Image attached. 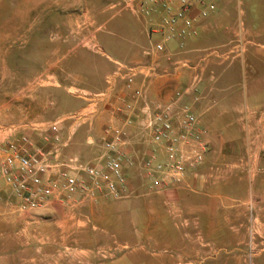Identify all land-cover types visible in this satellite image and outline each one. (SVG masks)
Returning <instances> with one entry per match:
<instances>
[{"label": "rangeland", "instance_id": "1", "mask_svg": "<svg viewBox=\"0 0 264 264\" xmlns=\"http://www.w3.org/2000/svg\"><path fill=\"white\" fill-rule=\"evenodd\" d=\"M123 1L0 0V147L25 135L58 161L87 163L100 155L103 141L94 151L87 119L109 115V101L126 94L121 80L109 82L116 69L111 55L130 65L143 63L136 56L133 61L126 42L143 21ZM215 13L216 24L229 25L201 38L200 46L206 54L234 50V57L213 58L209 66L236 71L242 50L249 53L245 76L256 116L264 110V0H219ZM185 77L183 88L197 94L200 71ZM238 129L245 137L250 123L242 120ZM145 139L140 133L139 141ZM225 149L238 156L244 145L240 140ZM223 154H206L201 165L202 174L217 181L200 197L213 216L192 221L188 231L182 217L167 211L164 191L150 188L140 168L131 173L134 188L127 198L77 193L69 202L54 200L36 210H20V199L0 173V264H264V170L236 171L221 185L213 168ZM257 156L264 161V144ZM224 209L233 210L235 226L244 223L240 231L214 232L224 224Z\"/></svg>", "mask_w": 264, "mask_h": 264}, {"label": "built area", "instance_id": "2", "mask_svg": "<svg viewBox=\"0 0 264 264\" xmlns=\"http://www.w3.org/2000/svg\"><path fill=\"white\" fill-rule=\"evenodd\" d=\"M218 1L124 0L122 5L147 24L151 38L158 37L146 54H166L171 61L167 43L177 42L179 51L184 52L186 42L198 35L200 21L216 10ZM175 63L179 68L190 65L187 58H179ZM115 64L109 82L121 80L126 92L122 109L127 113L137 110L143 116L142 131L148 148L141 156L126 153L132 139L128 129L133 123L130 115L122 126L108 129L104 150L94 162L58 161L47 151L36 149L25 135L9 140L0 147V173L20 199V210L41 209L54 200L69 202L77 193L91 199L99 195L127 198L132 194L127 167L138 166L150 188L166 191L179 187L187 172L204 163L211 145L191 107L180 104L186 93L177 92L167 103L149 101L146 87L136 83L140 69L121 61ZM158 64L157 61L150 71L165 73ZM50 128L55 132L57 125Z\"/></svg>", "mask_w": 264, "mask_h": 264}, {"label": "crops", "instance_id": "3", "mask_svg": "<svg viewBox=\"0 0 264 264\" xmlns=\"http://www.w3.org/2000/svg\"><path fill=\"white\" fill-rule=\"evenodd\" d=\"M215 11L209 15V17L212 15L210 19L208 17L200 21L198 35L186 42V50L184 52L179 51L177 42L167 43L166 52L172 56L171 61L168 60L166 54H146V50L152 46L155 39L149 36L148 26L144 21L143 24L136 25L138 35L134 38L131 37L126 42H128L127 44L134 51L133 61H135L136 56L143 62L141 65H134L140 69L142 74L138 76L136 83L146 87L147 99L149 101L167 103L176 95V91L183 90L186 93L180 104L189 105L192 111L200 118V120L198 119L199 127L205 131L206 139L211 142V149L206 154L216 155L218 152L223 153V151L226 153L222 155V160L215 165L213 170L217 172V176H215L216 180H221V185H228L230 179H232V174L236 171L247 168L251 170L259 169L258 171L264 170L262 168L264 167V161H259L257 156L259 148L264 144V110L253 116L249 108L248 96L251 90V83L249 78L245 76L247 71L244 63L245 58L249 57V53L244 49L242 50L239 71H236L238 67L235 66V69H233V66L226 68L209 66L213 62V58L229 57L234 54V50L232 49L225 51L213 49L211 53L206 54L204 53L206 50L200 46L199 42L201 38L212 33L215 28L229 25L228 22L220 25L216 24L217 14ZM111 56L118 61L120 55L113 52ZM179 58H187L191 62V65L184 68L176 67L175 61ZM157 61L159 68L166 70L165 73L156 74L150 71ZM194 70L200 71V75H202V81L199 85L200 91L197 90V94H192L190 93V89L183 88V83L186 80L185 75L191 74ZM238 73H240L239 77H233V74ZM123 97L124 95L121 97L116 95L115 98L113 97L109 101V109H111L109 115L104 117L98 115L87 119L89 122L86 125L88 127L87 131L91 133V143L94 145L92 148L94 151H98L95 145H97V142H104L109 134L108 129L122 126L130 115L133 123L128 126V129L132 134V139L130 145L125 148V151L130 156H141L148 148L146 139L139 141V134L143 133V116L137 110L130 113L124 111L122 109ZM95 105L90 104L89 107ZM242 120L250 123V129L245 137L238 134V125ZM88 140L90 141V138ZM240 140L244 145V149H242V152H238L240 153L238 156H234L237 152L234 153V151L225 149L228 144L240 143ZM103 150L102 146L101 153ZM137 168L139 167H127L132 188H134V185L131 173ZM203 171H205L203 166L196 173L189 171L179 187L168 189L162 193V202L165 204L167 211L174 212L183 218L182 224L187 227L186 231L189 230L190 226H193L192 224H196V220L203 222V219L213 216V211L202 204L201 201L203 199L200 197L207 194L204 193L205 188H211L217 181L212 180L213 174H202ZM141 172L145 176L142 170ZM229 201L234 202L235 200L229 197ZM239 202H242V199ZM237 215L240 217L246 216L245 212L239 211ZM233 216L234 212L232 209L221 211V218L225 221H223V225L217 226L221 229H214V232L233 233L240 231L245 225L241 223L239 226H235L232 221ZM184 240L188 241L186 238Z\"/></svg>", "mask_w": 264, "mask_h": 264}]
</instances>
